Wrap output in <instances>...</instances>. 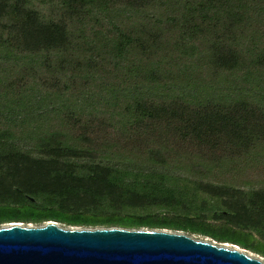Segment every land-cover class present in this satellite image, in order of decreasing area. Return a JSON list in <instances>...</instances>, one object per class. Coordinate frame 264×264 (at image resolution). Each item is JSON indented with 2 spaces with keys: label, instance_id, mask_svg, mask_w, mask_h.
Wrapping results in <instances>:
<instances>
[{
  "label": "trees",
  "instance_id": "1",
  "mask_svg": "<svg viewBox=\"0 0 264 264\" xmlns=\"http://www.w3.org/2000/svg\"><path fill=\"white\" fill-rule=\"evenodd\" d=\"M38 1L0 0V225L264 258V0Z\"/></svg>",
  "mask_w": 264,
  "mask_h": 264
},
{
  "label": "water",
  "instance_id": "2",
  "mask_svg": "<svg viewBox=\"0 0 264 264\" xmlns=\"http://www.w3.org/2000/svg\"><path fill=\"white\" fill-rule=\"evenodd\" d=\"M0 264H264L244 250L181 232L62 228L10 223L0 227Z\"/></svg>",
  "mask_w": 264,
  "mask_h": 264
},
{
  "label": "rangeland",
  "instance_id": "3",
  "mask_svg": "<svg viewBox=\"0 0 264 264\" xmlns=\"http://www.w3.org/2000/svg\"><path fill=\"white\" fill-rule=\"evenodd\" d=\"M35 2H36V4H38L37 2H39L38 0H35ZM46 14H48V11H46ZM49 222H55V221H49ZM18 223H20V222H18ZM46 223H48V222H44V223H42V224H39V225H36V224H30V223H28V224H26V223H20V224H22V225H24V226H42V225H44V224H46ZM59 227H62V228H86V229H93L92 227H76V226H67V225H65V224H62V223H60V222H55ZM10 223H4V224H1L0 225V227H4V226H7V225H9ZM96 228H100V227H96ZM181 233H183V232H181ZM185 234V233H184ZM188 235V234H187ZM190 236V235H189ZM192 237L193 238H196V239H200V240H207V241H213V240H211L210 238H206V237H201V236H196V235H192ZM229 246H232L231 244H228ZM233 246H235V245H233ZM236 247H238V246H236ZM239 248V247H238ZM239 249H241V248H239ZM241 250H244V249H241ZM247 254H249V255H251V256H253V257H256V258H258V259H260L263 263H264V258L263 257H261V256H259V255H257V254H254V253H251V252H249V251H247V250H244Z\"/></svg>",
  "mask_w": 264,
  "mask_h": 264
}]
</instances>
